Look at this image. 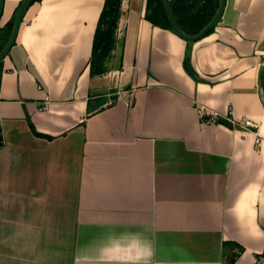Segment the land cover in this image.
Returning a JSON list of instances; mask_svg holds the SVG:
<instances>
[{
    "label": "crops",
    "instance_id": "obj_1",
    "mask_svg": "<svg viewBox=\"0 0 264 264\" xmlns=\"http://www.w3.org/2000/svg\"><path fill=\"white\" fill-rule=\"evenodd\" d=\"M201 2L175 3L182 26ZM103 5L32 1L0 60V264H264V0H225L195 41L121 0L91 74Z\"/></svg>",
    "mask_w": 264,
    "mask_h": 264
},
{
    "label": "trees",
    "instance_id": "obj_2",
    "mask_svg": "<svg viewBox=\"0 0 264 264\" xmlns=\"http://www.w3.org/2000/svg\"><path fill=\"white\" fill-rule=\"evenodd\" d=\"M178 1L200 2V0H174V2L171 3L172 8L175 7V3ZM211 1L212 0H202L201 5L198 7L197 11L189 15V19L194 22V25L188 24L184 27L179 23L184 31L191 34L196 33L207 23V21H209V19L215 12V6H217L218 4V0H215V5L212 6ZM190 4L192 5V3ZM146 5V17L149 20H151L155 24H160L163 27L172 29L161 0H146ZM120 6L121 0H104V5L100 12L93 36L92 52L90 58L91 74L103 73L107 70L104 61L115 45V30L117 28L118 19L120 16ZM14 16L7 24L4 35H2L3 33H0V37H2L4 40H7L10 34ZM4 42L5 41L2 40V45L4 44ZM184 66L191 75H196V73L190 66L188 56L184 58ZM220 122L228 123L223 119H220ZM33 130L36 132L34 128ZM0 145H2L1 128Z\"/></svg>",
    "mask_w": 264,
    "mask_h": 264
},
{
    "label": "water",
    "instance_id": "obj_3",
    "mask_svg": "<svg viewBox=\"0 0 264 264\" xmlns=\"http://www.w3.org/2000/svg\"><path fill=\"white\" fill-rule=\"evenodd\" d=\"M32 1L33 0H21L20 1L18 8L16 10V13H15L14 19H13V24H12V28L8 36V39L6 43L4 44V46L0 49V60L7 54V52L10 50V48L14 44L23 15ZM161 2L165 9V12H166V15H167V18H168V21L170 23L172 30L178 36H180L181 38L187 41H195L201 38L211 28H213L216 25V23L219 21L222 15V12L224 10V6H225V0H219L218 7L215 13L213 14V16L209 19V21H207V23L198 32L191 34V33H187L186 31H184L182 27L180 26L175 16V13L172 9V6L170 4V1L161 0ZM3 3H4V0H0V15L2 13Z\"/></svg>",
    "mask_w": 264,
    "mask_h": 264
},
{
    "label": "built area",
    "instance_id": "obj_4",
    "mask_svg": "<svg viewBox=\"0 0 264 264\" xmlns=\"http://www.w3.org/2000/svg\"><path fill=\"white\" fill-rule=\"evenodd\" d=\"M114 101V98L111 97L109 100V103H112ZM125 104L126 105H130L132 102V94L129 93L127 95V98L125 99ZM48 102L44 103V105L42 107H47ZM198 111H199V116L200 119L204 122V123H213V122H220L221 117H219V115L212 111L211 109L207 108L206 106L199 104L198 105ZM223 119V118H222ZM225 121H227L228 123L233 122V124H238L239 126L243 127V128H247V129H253L254 132L256 133V137H255V142L256 144L259 143L261 137L260 134L258 133V126L257 123L251 119L248 116H244L238 120H234L229 113H227L225 115ZM232 124V123H231ZM260 259H264V254L260 257Z\"/></svg>",
    "mask_w": 264,
    "mask_h": 264
},
{
    "label": "rangeland",
    "instance_id": "obj_5",
    "mask_svg": "<svg viewBox=\"0 0 264 264\" xmlns=\"http://www.w3.org/2000/svg\"><path fill=\"white\" fill-rule=\"evenodd\" d=\"M2 37H0V46L2 45V39H1ZM222 119V118H221ZM224 120V119H223Z\"/></svg>",
    "mask_w": 264,
    "mask_h": 264
}]
</instances>
